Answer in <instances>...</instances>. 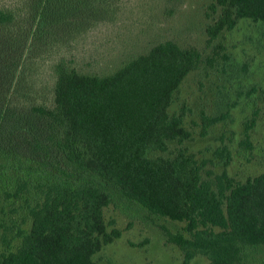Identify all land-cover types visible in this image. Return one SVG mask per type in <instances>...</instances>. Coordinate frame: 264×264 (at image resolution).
<instances>
[{"label":"trees","instance_id":"16d2710c","mask_svg":"<svg viewBox=\"0 0 264 264\" xmlns=\"http://www.w3.org/2000/svg\"><path fill=\"white\" fill-rule=\"evenodd\" d=\"M122 2L0 0V264H98L95 255L121 235L105 209L125 202L182 223L163 226L182 264L197 254L206 264H258L264 171L235 179L226 142L197 158L186 145L192 109L171 106L191 73L221 72L220 84L238 97L257 91L249 62L237 61L221 37L242 21L264 36V0H211L201 47L167 38L106 72L79 68L73 42L113 23ZM228 98L192 121L199 136L232 120L238 102ZM259 111L242 121L238 145L247 151Z\"/></svg>","mask_w":264,"mask_h":264},{"label":"rangeland","instance_id":"374dc122","mask_svg":"<svg viewBox=\"0 0 264 264\" xmlns=\"http://www.w3.org/2000/svg\"><path fill=\"white\" fill-rule=\"evenodd\" d=\"M210 1L123 0L118 8L122 11L120 16L113 23H100L86 31L77 43L73 42L71 54L79 68L103 73L163 39L171 38L181 45L201 47L204 43L205 9ZM221 40L237 61L249 62L254 71L252 81H259L257 91L251 97H238L231 88L226 91L229 83H225V87L220 84L221 72H210L203 77L191 73L183 80L171 109H177L181 103L192 109L186 119L195 131L193 140L186 142L189 150L197 158H209L213 149L222 142L228 143L232 155L226 166L227 172L235 179L242 180L264 171V36L257 24L242 21L233 31H227ZM25 83L33 86L29 79ZM225 92L229 101L236 98L238 102L235 107L230 106L232 120L227 118L210 127L207 135L199 136V126L192 121H199L201 110L212 113L227 107L225 100L219 99ZM256 106L260 111L251 132L253 148L247 151L239 147L238 141L242 121ZM221 168L219 165L214 170L218 172ZM104 216L106 221H115L114 226L121 229V235L95 255L98 264H144L148 261L152 264H182L180 250L166 240L163 228L180 230L181 222L151 218L131 202L117 207L108 206ZM255 255L256 262L264 264V252L261 250ZM206 262L205 256L197 254L189 264Z\"/></svg>","mask_w":264,"mask_h":264}]
</instances>
